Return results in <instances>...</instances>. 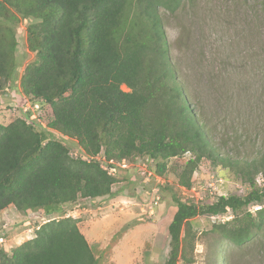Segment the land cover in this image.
<instances>
[{"label": "trees", "instance_id": "obj_1", "mask_svg": "<svg viewBox=\"0 0 264 264\" xmlns=\"http://www.w3.org/2000/svg\"><path fill=\"white\" fill-rule=\"evenodd\" d=\"M183 1L0 0V92L11 86L18 67L7 24L19 17L30 21L26 44L34 54L20 76V92L24 101L40 105L39 122L46 110L50 114L47 130L36 129L39 122L30 111L0 125V211L13 206L22 216L59 212L40 224L26 219L23 228L33 229L34 236L1 249L0 264H100L78 220L61 208L79 199L101 203L116 196L112 186L118 176L108 174L102 163L116 170L123 160L148 159L164 181L168 162L188 154L175 172L186 190L202 161L231 166L188 102L169 55L160 11L175 13ZM50 132L75 141L82 155L74 157ZM234 173L244 188L241 196L208 194V203L196 206L172 194L176 210L163 264L194 263L192 220L199 216L223 215L229 208L232 218L214 223L211 231L236 246L252 237L264 207L256 218L245 209L264 204V155Z\"/></svg>", "mask_w": 264, "mask_h": 264}, {"label": "rangeland", "instance_id": "obj_2", "mask_svg": "<svg viewBox=\"0 0 264 264\" xmlns=\"http://www.w3.org/2000/svg\"><path fill=\"white\" fill-rule=\"evenodd\" d=\"M160 16L169 55L188 102L231 166L202 161L186 190L177 184L175 172L189 155L171 159L160 200L152 209L157 182L141 175L142 166L127 161L113 171L118 176L112 186L116 196L101 203L79 199L62 207L67 216L78 220L79 230L100 264H163L169 251L167 228L176 210L172 194L181 202L205 206L208 194L237 193L240 178L234 170L264 155V0H184L175 13L160 11ZM17 19L7 24L13 32L18 67L11 86L0 92V125L23 117L19 79L24 66L34 60L26 44L25 29L30 21ZM39 114H33L36 120ZM49 115L46 110L44 121L37 120V130H47L44 125ZM50 133L72 155H82L75 141ZM258 176L256 187L262 184ZM217 178L222 185L217 184ZM248 191L245 187L246 194ZM263 207L251 204L245 212L256 218V211ZM58 216L59 212L46 216L39 210L22 216L13 207L7 208L0 213V235H7L0 250L34 236L33 229L23 228L26 219L40 224ZM221 222L206 215L192 220L197 232L193 264H264V217L252 230V237L239 246L211 231L214 223ZM216 253L221 257H215Z\"/></svg>", "mask_w": 264, "mask_h": 264}, {"label": "built area", "instance_id": "obj_3", "mask_svg": "<svg viewBox=\"0 0 264 264\" xmlns=\"http://www.w3.org/2000/svg\"><path fill=\"white\" fill-rule=\"evenodd\" d=\"M7 91V90H5ZM32 102L34 101H31L29 98H25V101H24V105L22 106V111L23 113H26L28 111L32 112L33 114L35 112H38L39 111V108H40V105L38 104V102H34L32 104ZM74 157H77V155H73ZM98 159V158H97ZM101 161H103V159H101ZM139 163H136V164H139V166H142L140 167V170H141V175L142 176H146V178H153L154 181L157 182V184L155 185V194H153V200L151 201L152 204H151V207L152 209L154 208V206L157 205V202L160 200V187L164 184V181L157 177L154 173V167L153 169L151 170L150 169V166L153 165V162L151 160H148V159H145L143 161H138ZM127 163V161L123 160L120 164H117L116 167L120 166L121 164H125ZM132 166H135V162L131 164ZM101 168L104 169L105 171L108 172V174L110 175H114V170L112 169H109L105 164H101ZM261 181L260 177H258V182ZM219 183H221L222 181L221 180H218ZM210 186H213V184H211ZM159 192V193H158ZM211 194V192H210ZM243 194V190L241 188V186H239V192L237 191V193H235L236 196H241ZM227 213H230V210L227 208L226 209ZM153 211H150V215H152ZM222 219L224 220L225 217H218V219ZM7 242V241H6ZM5 243V237L3 235H0V244H3Z\"/></svg>", "mask_w": 264, "mask_h": 264}, {"label": "clouds", "instance_id": "obj_4", "mask_svg": "<svg viewBox=\"0 0 264 264\" xmlns=\"http://www.w3.org/2000/svg\"><path fill=\"white\" fill-rule=\"evenodd\" d=\"M153 167H154V166H153ZM218 179H220V178H217L215 181H217ZM217 184L222 185V182L219 183V182L217 181ZM216 195H221V194L218 193V194H216ZM221 196H224V195H221ZM10 207H13V206H9V207H7V208H10ZM7 208H6V209H7ZM6 209H4L3 211H5ZM226 209H227V208H226ZM226 209H225V210H226ZM228 209H229V208H228ZM229 210H230V209H229ZM258 210H259V209H258ZM1 212H2V211H1ZM229 214H231V211H230V213H227V211H226V214L218 215V216H214V217H213V216H210V217H211V218H216V219H218V217H225L224 220H222V219L220 218V219L222 220V222H223V221H228L229 219H231L232 216L228 218V215H229ZM220 219H218V220H220ZM0 226H1V225H0ZM4 234H6V233H4Z\"/></svg>", "mask_w": 264, "mask_h": 264}, {"label": "crops", "instance_id": "obj_5", "mask_svg": "<svg viewBox=\"0 0 264 264\" xmlns=\"http://www.w3.org/2000/svg\"><path fill=\"white\" fill-rule=\"evenodd\" d=\"M2 212H3V210H2ZM0 213H1V211H0ZM75 213H77V214H78V211H75ZM79 213H80V211H79ZM73 218H75V217H73Z\"/></svg>", "mask_w": 264, "mask_h": 264}]
</instances>
